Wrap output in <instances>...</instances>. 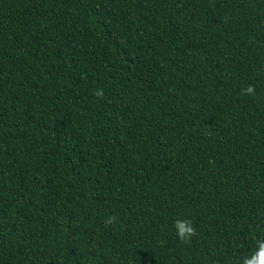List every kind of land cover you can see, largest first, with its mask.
I'll return each instance as SVG.
<instances>
[{"label": "trees", "instance_id": "16d2710c", "mask_svg": "<svg viewBox=\"0 0 264 264\" xmlns=\"http://www.w3.org/2000/svg\"><path fill=\"white\" fill-rule=\"evenodd\" d=\"M258 239L264 0H0V264H241Z\"/></svg>", "mask_w": 264, "mask_h": 264}, {"label": "clouds", "instance_id": "9594fccd", "mask_svg": "<svg viewBox=\"0 0 264 264\" xmlns=\"http://www.w3.org/2000/svg\"><path fill=\"white\" fill-rule=\"evenodd\" d=\"M254 86L248 85L242 89V95H253ZM98 99H103L105 93L102 88H97L94 93ZM116 217L110 216L105 220L106 225H112L115 222ZM173 227L176 230L177 239L184 244L190 242L191 238L197 235L196 229L193 226V222L189 220H176L173 222ZM241 264H264V240H256V249L252 252L250 256L242 258Z\"/></svg>", "mask_w": 264, "mask_h": 264}]
</instances>
